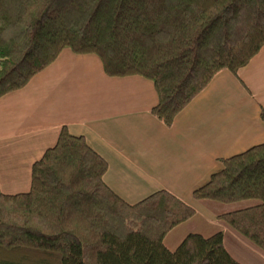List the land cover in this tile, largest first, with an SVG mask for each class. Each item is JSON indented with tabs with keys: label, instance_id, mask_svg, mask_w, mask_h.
Returning <instances> with one entry per match:
<instances>
[{
	"label": "trees",
	"instance_id": "trees-1",
	"mask_svg": "<svg viewBox=\"0 0 264 264\" xmlns=\"http://www.w3.org/2000/svg\"><path fill=\"white\" fill-rule=\"evenodd\" d=\"M263 47L264 0H0V99L67 49L97 56L109 77L152 82V114L172 127L218 73L237 74ZM221 162L194 198L253 203L220 218L264 253V144ZM107 171L64 128L33 165L30 192L0 189V264H240L223 232L168 249V233L194 211L167 192L130 206L105 184Z\"/></svg>",
	"mask_w": 264,
	"mask_h": 264
},
{
	"label": "crops",
	"instance_id": "crops-1",
	"mask_svg": "<svg viewBox=\"0 0 264 264\" xmlns=\"http://www.w3.org/2000/svg\"><path fill=\"white\" fill-rule=\"evenodd\" d=\"M158 103L152 82L109 77L97 56L64 50L26 88L0 99L2 193L30 192L33 165L67 128L107 162L104 182L128 205L167 192L194 211L168 233L166 247L168 239L178 247L189 234L223 232L225 248L236 261L264 264V253L220 218L253 203L194 198L223 169L222 160L264 144V47L237 74L218 73L172 127L152 114ZM188 224L193 227L184 232Z\"/></svg>",
	"mask_w": 264,
	"mask_h": 264
},
{
	"label": "rangeland",
	"instance_id": "rangeland-1",
	"mask_svg": "<svg viewBox=\"0 0 264 264\" xmlns=\"http://www.w3.org/2000/svg\"><path fill=\"white\" fill-rule=\"evenodd\" d=\"M249 203V202H248ZM186 227L187 228H184V232H186V230L188 229V228H192L193 226L191 225V224H188V225H186ZM174 237H176V236H174ZM174 239V238H173ZM173 244V242L171 241V240H169L168 239V241H167V247L170 249V250H172V251H174V250H176V246H174V245H172ZM180 243H178V244H176V245H179ZM230 247V246H229ZM232 250V249H231ZM244 258H246L247 260H249L250 259V257L248 256V255H246V254H244L243 253V255H242Z\"/></svg>",
	"mask_w": 264,
	"mask_h": 264
}]
</instances>
